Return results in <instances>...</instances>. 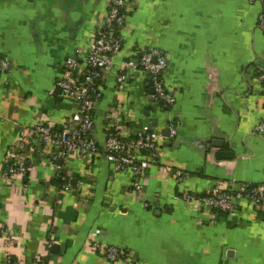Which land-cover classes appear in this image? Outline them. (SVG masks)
Returning a JSON list of instances; mask_svg holds the SVG:
<instances>
[{
	"label": "crops",
	"instance_id": "1",
	"mask_svg": "<svg viewBox=\"0 0 264 264\" xmlns=\"http://www.w3.org/2000/svg\"><path fill=\"white\" fill-rule=\"evenodd\" d=\"M108 3L0 0V54L12 65L0 76V115L6 119L0 121V172L15 156L27 155L16 123L50 122L61 129L73 114L56 83L66 59L93 41ZM263 12L264 5L250 0H144L133 32H125L121 57L139 47L158 48L168 63L164 82L177 102L168 111L147 103V75H132L120 91L114 67L95 112L93 137L102 153L105 118L119 107L133 118L122 126L127 136L138 129L162 135L168 122L176 124L161 163L184 171L182 188L203 194L221 182L264 185V134L255 132L264 122L257 79L264 68ZM55 154L38 144L27 178L15 185L0 180V225L13 232L0 242V264L8 255L22 264L37 258L44 264H109L86 251L95 229L102 230L103 242L130 251L137 264H264L263 208L246 205L236 218L212 217L176 202L181 188L158 165L146 171L140 198L131 174H116L101 153L65 165L74 188L61 192L66 183L60 176L62 185L56 182Z\"/></svg>",
	"mask_w": 264,
	"mask_h": 264
},
{
	"label": "built area",
	"instance_id": "2",
	"mask_svg": "<svg viewBox=\"0 0 264 264\" xmlns=\"http://www.w3.org/2000/svg\"><path fill=\"white\" fill-rule=\"evenodd\" d=\"M144 0H109L108 12L100 20L99 30L88 48H77L75 54L66 59L62 76L56 83V91L60 98L74 106V112L61 129L50 122L37 123L32 126H20L18 123V143L27 150L20 159L14 157L9 164L1 168L0 180L7 185H15L17 179L27 178L29 174L28 160L38 144L56 150L51 164L56 177L66 181L61 192L74 188L72 178L65 174V165L72 160L91 159L98 154H104L113 166L116 174L130 173L132 176L131 189L140 197H144L146 171L153 165H158L160 171L171 175L181 190L174 196L176 202H183L196 209H203L209 215H226L236 218L240 210L246 205L264 209V185L238 183L235 181L217 183L203 194H195L181 186L187 176L181 169H177L161 161L165 157L164 147L168 139L176 137L178 129L172 121L167 126L170 137L167 139L160 133L150 129H138L131 136H127L122 126L132 124L131 115L124 116L119 107L111 108L106 116V142L104 152L94 139L95 112L104 97V86L107 75L118 66L117 87L124 90L133 76H149L152 91L146 94V102L158 105L161 110L168 111L177 99L167 88L163 74L167 70V59L155 47L143 49L141 47L121 57L125 32H133V16ZM252 3L264 5V0H250ZM260 28L264 30V12L259 17ZM12 65L8 59L0 54V76L11 72ZM258 91L263 96L262 108L264 112V68L258 71ZM257 90V89H256ZM4 119L0 115V121ZM6 121V119H4ZM255 132L264 134V122L255 127ZM146 206H149L146 204ZM102 230L95 229L87 240L86 251L97 255L109 264H137L133 254L123 248L107 244L101 240ZM13 232L4 225H0V242L11 240ZM52 247V245H50ZM22 259H15L12 255L6 258V264H22ZM32 264H44L37 258Z\"/></svg>",
	"mask_w": 264,
	"mask_h": 264
},
{
	"label": "water",
	"instance_id": "3",
	"mask_svg": "<svg viewBox=\"0 0 264 264\" xmlns=\"http://www.w3.org/2000/svg\"><path fill=\"white\" fill-rule=\"evenodd\" d=\"M153 127L154 128H156V123L153 125ZM154 133H158V131H153ZM162 135L164 136V137H169V135H170V131L167 129L165 132H162ZM56 248V247H55Z\"/></svg>",
	"mask_w": 264,
	"mask_h": 264
},
{
	"label": "trees",
	"instance_id": "4",
	"mask_svg": "<svg viewBox=\"0 0 264 264\" xmlns=\"http://www.w3.org/2000/svg\"><path fill=\"white\" fill-rule=\"evenodd\" d=\"M57 92H58V91H57ZM59 178H60V177H56V178H55L57 183H61V182H62V183H65V182H66V181H63V180L60 182V181H59ZM54 183H55V181H54ZM62 183H61V185H62ZM61 185H60V186H61ZM132 190H133V189H132ZM222 215H223V216H226V215H224V214H222Z\"/></svg>",
	"mask_w": 264,
	"mask_h": 264
}]
</instances>
